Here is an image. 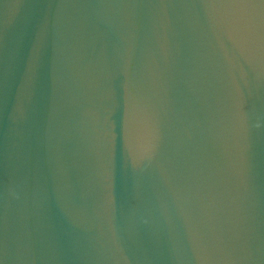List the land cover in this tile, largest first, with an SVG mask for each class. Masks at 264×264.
Wrapping results in <instances>:
<instances>
[{"label": "water", "instance_id": "water-1", "mask_svg": "<svg viewBox=\"0 0 264 264\" xmlns=\"http://www.w3.org/2000/svg\"><path fill=\"white\" fill-rule=\"evenodd\" d=\"M0 264H264V0H0Z\"/></svg>", "mask_w": 264, "mask_h": 264}]
</instances>
